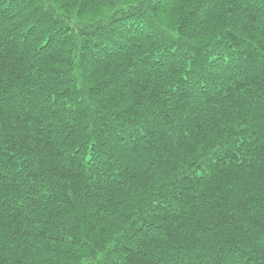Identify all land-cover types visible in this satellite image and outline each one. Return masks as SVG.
Masks as SVG:
<instances>
[{"label":"trees","instance_id":"16d2710c","mask_svg":"<svg viewBox=\"0 0 264 264\" xmlns=\"http://www.w3.org/2000/svg\"><path fill=\"white\" fill-rule=\"evenodd\" d=\"M0 264H264V0H0Z\"/></svg>","mask_w":264,"mask_h":264}]
</instances>
